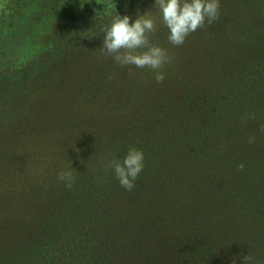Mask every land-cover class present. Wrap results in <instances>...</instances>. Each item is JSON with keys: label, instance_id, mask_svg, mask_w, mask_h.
Segmentation results:
<instances>
[{"label": "rangeland", "instance_id": "1", "mask_svg": "<svg viewBox=\"0 0 264 264\" xmlns=\"http://www.w3.org/2000/svg\"><path fill=\"white\" fill-rule=\"evenodd\" d=\"M108 2L0 0V264H264V0H219L181 46L155 0ZM147 12L162 83L101 50Z\"/></svg>", "mask_w": 264, "mask_h": 264}, {"label": "clouds", "instance_id": "2", "mask_svg": "<svg viewBox=\"0 0 264 264\" xmlns=\"http://www.w3.org/2000/svg\"><path fill=\"white\" fill-rule=\"evenodd\" d=\"M105 9L113 6V0L102 3ZM154 7L159 9L160 21L168 29V42L173 46H181L186 38L205 26L207 21L213 23L219 18V0H155ZM104 9V10H105ZM132 21L128 15L116 14L111 19L110 25L102 29L104 34L101 50L106 56L111 57L120 66H134L136 68H149L154 72V79L162 83L166 75L161 69L171 62L167 50L154 44L150 34L158 30L157 20L145 13L137 16ZM255 137L249 139L253 143ZM144 154L141 150L131 148L123 161L112 160L109 167L114 171L116 179L126 191L135 188V181L144 168ZM239 168L243 170L244 165ZM58 179L66 187L71 188L74 182L73 168L61 170ZM244 264H254L250 255L242 257Z\"/></svg>", "mask_w": 264, "mask_h": 264}]
</instances>
